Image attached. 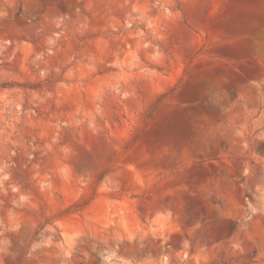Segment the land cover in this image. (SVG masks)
Masks as SVG:
<instances>
[{
  "label": "rangeland",
  "instance_id": "rangeland-1",
  "mask_svg": "<svg viewBox=\"0 0 264 264\" xmlns=\"http://www.w3.org/2000/svg\"><path fill=\"white\" fill-rule=\"evenodd\" d=\"M0 264H264V0H0Z\"/></svg>",
  "mask_w": 264,
  "mask_h": 264
}]
</instances>
